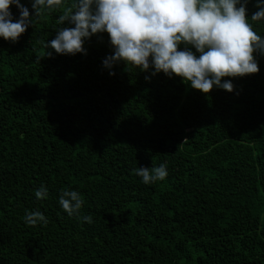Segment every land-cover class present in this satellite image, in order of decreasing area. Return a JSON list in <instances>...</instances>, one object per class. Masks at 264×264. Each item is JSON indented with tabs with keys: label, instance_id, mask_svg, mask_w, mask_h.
<instances>
[{
	"label": "trees",
	"instance_id": "16d2710c",
	"mask_svg": "<svg viewBox=\"0 0 264 264\" xmlns=\"http://www.w3.org/2000/svg\"><path fill=\"white\" fill-rule=\"evenodd\" d=\"M261 2L245 7L264 38ZM32 3L20 0L32 24L18 41L0 38V264H264V54L258 73L222 78L232 92L205 95L151 61L105 67L106 32L56 54L47 44L74 27L57 21L77 0L39 15ZM161 164L163 181L135 173ZM62 189L82 196L78 214ZM32 212L47 224L28 225Z\"/></svg>",
	"mask_w": 264,
	"mask_h": 264
},
{
	"label": "clouds",
	"instance_id": "9594fccd",
	"mask_svg": "<svg viewBox=\"0 0 264 264\" xmlns=\"http://www.w3.org/2000/svg\"><path fill=\"white\" fill-rule=\"evenodd\" d=\"M241 0H77L67 8L57 23L66 21L74 27H62L47 47L59 55L85 53L84 41L97 33L106 32L114 54L104 60L111 68L123 61L146 71L151 66L156 73L176 76L192 89L207 95L214 86L232 92L230 81L222 78L244 77L259 72L254 53L264 54V38L256 33ZM15 4L20 18L13 22L10 6ZM64 0H33L35 15L47 9H59ZM239 5V6H237ZM251 20L264 19V0ZM32 24L27 8L20 0H0V38L13 43ZM185 50H179L180 45ZM195 49L199 56L188 50ZM47 52L46 56L51 57ZM114 73L110 72V75ZM147 79V77H146ZM144 184L163 181L168 173L166 165L135 170ZM38 199L47 196L43 186L35 193ZM84 201L79 192L61 190L59 204L73 216L79 213ZM92 223L91 216L83 217ZM25 222L36 226L47 219L40 212L27 213Z\"/></svg>",
	"mask_w": 264,
	"mask_h": 264
}]
</instances>
